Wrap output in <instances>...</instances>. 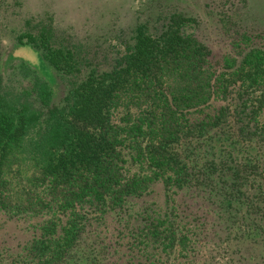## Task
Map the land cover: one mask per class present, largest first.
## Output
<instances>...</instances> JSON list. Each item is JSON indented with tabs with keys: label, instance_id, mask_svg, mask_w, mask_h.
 <instances>
[{
	"label": "trees",
	"instance_id": "trees-1",
	"mask_svg": "<svg viewBox=\"0 0 264 264\" xmlns=\"http://www.w3.org/2000/svg\"><path fill=\"white\" fill-rule=\"evenodd\" d=\"M123 1L0 0V230L23 229L0 264H264L248 0H138L118 26ZM7 39L38 64L7 62Z\"/></svg>",
	"mask_w": 264,
	"mask_h": 264
},
{
	"label": "rangeland",
	"instance_id": "rangeland-1",
	"mask_svg": "<svg viewBox=\"0 0 264 264\" xmlns=\"http://www.w3.org/2000/svg\"><path fill=\"white\" fill-rule=\"evenodd\" d=\"M28 3L32 2V4H36L38 0H27ZM111 1V5H113L116 2H120L121 0H55V5L53 8H55L56 11L67 13L68 16L74 15L70 14V11L67 9L77 5L78 7H97L101 8L103 11L108 5L106 2ZM138 0H124L123 5L120 8L121 15H123V18L117 23L118 26H124L127 21L132 20L131 11L136 7ZM200 0H198V3H195L199 6ZM103 4V5H102ZM110 5V3H108ZM185 4L189 5L190 0H187ZM192 6V5H189ZM194 6V5H193ZM195 7V6H194ZM196 8V7H195ZM246 13L248 14V19L254 27H258L264 32V0H248V8L246 10ZM202 18L203 26L201 28L202 35L206 38H214L213 42L210 43L211 47L215 50V54L219 53V50L222 49V43L219 38V34L217 33V30L215 29L214 25H209L208 18H203V16L200 15ZM218 37V38H217ZM7 55L6 61L13 60L15 62H18L21 60L25 61L26 63L30 65H36L38 64V54L37 52L29 47L27 44L18 45L12 40L7 39ZM12 56V57H11ZM23 236V229L21 223H15V222H7L4 224V227L0 230V239L2 240H11L15 238H20Z\"/></svg>",
	"mask_w": 264,
	"mask_h": 264
}]
</instances>
